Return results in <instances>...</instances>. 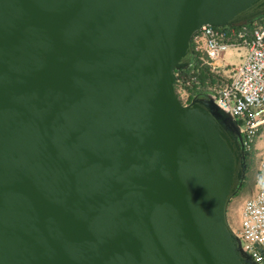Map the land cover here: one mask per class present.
I'll list each match as a JSON object with an SVG mask.
<instances>
[{
    "label": "water",
    "instance_id": "obj_1",
    "mask_svg": "<svg viewBox=\"0 0 264 264\" xmlns=\"http://www.w3.org/2000/svg\"><path fill=\"white\" fill-rule=\"evenodd\" d=\"M264 0H0V264H258L228 220L243 129L175 72Z\"/></svg>",
    "mask_w": 264,
    "mask_h": 264
},
{
    "label": "built area",
    "instance_id": "obj_2",
    "mask_svg": "<svg viewBox=\"0 0 264 264\" xmlns=\"http://www.w3.org/2000/svg\"><path fill=\"white\" fill-rule=\"evenodd\" d=\"M193 51L205 54V63L212 69L218 65L230 46L247 47L244 60L232 69L229 80L222 84L194 87V94L212 91L220 104L239 121L243 129L244 149H251L257 127L264 122V18L241 26L213 27L203 25L191 39ZM196 76L191 75L176 90L185 92L183 103L191 94ZM189 99V100H188ZM234 232L244 243L246 252L258 264H264V151L260 152L255 186L243 200L240 221Z\"/></svg>",
    "mask_w": 264,
    "mask_h": 264
},
{
    "label": "rangeland",
    "instance_id": "obj_3",
    "mask_svg": "<svg viewBox=\"0 0 264 264\" xmlns=\"http://www.w3.org/2000/svg\"><path fill=\"white\" fill-rule=\"evenodd\" d=\"M247 54V47L243 45L230 46L224 52L215 67L218 73L225 77L230 76L232 69L240 64ZM180 97L184 98L185 92L179 91ZM253 152L246 168L245 180L241 189L234 195L228 205V219L232 228L237 229L240 221V211L243 200L251 193L255 186L257 177V166L260 152L264 151V122L256 130L255 138L252 142ZM232 217V218H231Z\"/></svg>",
    "mask_w": 264,
    "mask_h": 264
},
{
    "label": "trees",
    "instance_id": "obj_4",
    "mask_svg": "<svg viewBox=\"0 0 264 264\" xmlns=\"http://www.w3.org/2000/svg\"><path fill=\"white\" fill-rule=\"evenodd\" d=\"M193 47V43H191ZM195 62L193 65L185 70H178L175 72L176 74V81L174 82V89L177 90L181 87L180 82L181 79L185 81L188 79L192 74L196 76V81L192 83V85L186 86L187 91L191 94H194V87L197 86V84L201 86H208L209 84H222L229 80V76L225 77L224 75L217 72V70L212 69L210 66H208L205 63V54L201 52H195ZM189 100V99H188ZM253 152V148L247 150L245 149V157H246V168L248 165V161L251 158Z\"/></svg>",
    "mask_w": 264,
    "mask_h": 264
},
{
    "label": "flooded vegetation",
    "instance_id": "obj_5",
    "mask_svg": "<svg viewBox=\"0 0 264 264\" xmlns=\"http://www.w3.org/2000/svg\"><path fill=\"white\" fill-rule=\"evenodd\" d=\"M194 62H195V59H194ZM193 64V63H192ZM193 96V95H192ZM192 96L190 97V99L192 98ZM243 186V185H242Z\"/></svg>",
    "mask_w": 264,
    "mask_h": 264
},
{
    "label": "crops",
    "instance_id": "obj_6",
    "mask_svg": "<svg viewBox=\"0 0 264 264\" xmlns=\"http://www.w3.org/2000/svg\"><path fill=\"white\" fill-rule=\"evenodd\" d=\"M229 216V215H228ZM232 218V217H231ZM229 220V219H228Z\"/></svg>",
    "mask_w": 264,
    "mask_h": 264
}]
</instances>
